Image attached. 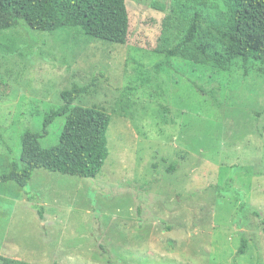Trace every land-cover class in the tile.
Here are the masks:
<instances>
[{"label":"rangeland","instance_id":"374dc122","mask_svg":"<svg viewBox=\"0 0 264 264\" xmlns=\"http://www.w3.org/2000/svg\"><path fill=\"white\" fill-rule=\"evenodd\" d=\"M126 2L123 46L23 21L0 33V178L22 165V135L42 133L64 90L94 84L80 104L112 117L110 155L97 178L37 169L25 188L0 182V256L29 264H264V64L253 56L246 76L243 59L220 68L200 40L186 43L193 11L184 14L185 0ZM240 14V30L264 53V8ZM211 42L224 52L233 40ZM179 44L181 53L168 57ZM65 121L49 127L44 147L59 143ZM244 238L248 251L239 255Z\"/></svg>","mask_w":264,"mask_h":264},{"label":"trees","instance_id":"16d2710c","mask_svg":"<svg viewBox=\"0 0 264 264\" xmlns=\"http://www.w3.org/2000/svg\"><path fill=\"white\" fill-rule=\"evenodd\" d=\"M208 1L213 2L210 4ZM208 8H212L214 13L207 12ZM254 8H264V0H185L184 14L188 17L193 11L185 42L200 40L198 47L203 53L212 54V62L220 68L227 69L236 59H243L245 75L248 76L253 56L264 64V53L260 47L254 48L249 44L245 31L239 27L241 11ZM21 21L34 30L49 33L78 29L89 39L109 45H126L130 33L126 0H0V33L17 27ZM204 21L208 25L207 34L202 31ZM235 36H241L240 40ZM212 37L219 44L232 40L233 43L223 52L215 42H211ZM181 45L169 50L167 56H178ZM161 64L157 67L160 68ZM262 71L264 73V66ZM92 85H74L61 93L62 106L46 115L42 133L27 131L22 135V165L14 162L12 170L1 176V183L12 181L25 188L37 169L86 179L100 175L110 155L108 132L112 117L104 109L80 104ZM59 117L66 120L59 143L44 147L41 140L49 134V127ZM167 170L175 173L177 167L171 165ZM34 208L44 219L43 206ZM261 223L264 232V219ZM168 230L171 231L172 227L169 226ZM248 243L247 238L242 240L239 255L247 253ZM0 264L29 263L0 256Z\"/></svg>","mask_w":264,"mask_h":264}]
</instances>
